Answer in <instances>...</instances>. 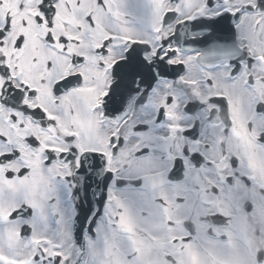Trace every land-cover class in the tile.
Returning a JSON list of instances; mask_svg holds the SVG:
<instances>
[{
	"label": "flooded vegetation",
	"instance_id": "flooded-vegetation-1",
	"mask_svg": "<svg viewBox=\"0 0 264 264\" xmlns=\"http://www.w3.org/2000/svg\"><path fill=\"white\" fill-rule=\"evenodd\" d=\"M254 1L223 0L221 5L217 0L210 10L207 0H141L136 17L126 21L113 10L117 0H110L111 16L97 0H49L47 4L45 0H0V31H5L0 64L11 70L13 87L24 92L15 101L13 94L0 93V158L13 156L0 162V255L30 260L36 240L46 238L48 254L55 255L51 248L59 247L66 258L71 257V264H257L259 253L264 252V143L259 141L264 111H257L258 105H264V20L240 17L238 44L256 62H245L233 82L227 77L228 61L211 69L195 59L192 70L180 80L158 83L146 104L137 103L141 95L137 93L133 108L129 97L124 112L115 119L105 116L100 107L115 82L112 69L123 59V45L130 39L151 45L145 57L151 60L159 41L171 35L170 29L163 28L165 13H177L179 24L253 7ZM49 34L52 41L46 39ZM108 40L105 55L98 50ZM188 56L181 54L173 61ZM75 74L82 79L57 93L56 84ZM208 74L212 87L204 83ZM4 84L0 75V89ZM22 85L36 94L29 95ZM218 94L227 98L226 106L208 103ZM168 95L175 96L176 103L166 106L163 119H156ZM196 100L203 103L188 115L185 104ZM25 106L39 108L45 115L25 112ZM193 123L198 138L181 134L176 127ZM117 132L126 143L114 156L109 139ZM29 138L38 144L31 145ZM145 144L150 152L133 154ZM71 147L81 154L107 156L109 167L117 173L113 195L130 217L126 228L102 221L97 235L85 234L79 245L75 196H70L79 157L68 158ZM47 150L56 157L49 165L45 164ZM62 153L67 155L61 158ZM193 154L202 159H194ZM130 167L136 169L131 175ZM25 168L28 171L21 176ZM125 188L138 193L135 203L125 198ZM24 204L31 206L32 214L10 218ZM114 208L113 201L109 212ZM221 212L226 215H213ZM22 225L32 228L30 239L20 238Z\"/></svg>",
	"mask_w": 264,
	"mask_h": 264
},
{
	"label": "snow or ice",
	"instance_id": "snow-or-ice-1",
	"mask_svg": "<svg viewBox=\"0 0 264 264\" xmlns=\"http://www.w3.org/2000/svg\"><path fill=\"white\" fill-rule=\"evenodd\" d=\"M49 0H45L47 4ZM171 2V0H169ZM220 4L223 5V0H219ZM120 3H123L124 8L120 9ZM217 0H207L208 9L212 10L215 8ZM97 4L100 8L106 10V15L111 16V12L107 11L113 8L110 0H97ZM141 5V0H117L113 10L117 11L118 14L122 15L124 20H129V18H135L138 14V10ZM258 6L264 10V0H258ZM246 9L251 10L252 6L247 5ZM41 10L46 12L44 6H41ZM244 9H238L233 11H220L219 15L215 17H199L195 21H183L182 23H192L193 27L196 28H207L208 32L203 34L198 40L201 49L212 48L216 43L220 44H230L235 40V23L234 21L239 17L240 13ZM178 15L173 13L171 10L165 13L163 22L166 24L168 21L175 18ZM5 36V31H0V46L3 44V37ZM196 39L195 36L190 37ZM46 39L52 41L53 37L49 34ZM22 38L17 41V47L20 46ZM66 38L61 37V43L66 44ZM111 40L105 41L104 46L99 49L103 54L106 53L108 44ZM159 47L157 48L155 55L151 60L146 59V55L151 53L152 46L148 44H142L140 41H132L131 39L128 43L123 45L126 49L123 51V59L117 61L113 66L112 74L115 77V82L111 85L110 89L103 98V104L100 106L104 109V115L115 119L120 116L125 109V103L129 97H134L135 94L141 93L137 103L146 104L147 94L152 92L157 84V82L162 79H169L172 81L180 80L183 74L187 71L190 72L194 67L192 61L197 59L202 55L200 50L192 49L190 46L183 48V41L177 35L173 33L171 37L165 36L159 41ZM182 48L187 52H194L195 55L188 56L186 59H181L178 63H171L179 55H181ZM210 56H215L216 53L210 52ZM4 57L0 54V60ZM77 61L82 60L81 57L75 58ZM247 62L249 65L256 62L255 58L248 55L244 48L240 49V55L231 59L227 62V77L239 74L243 68L244 64ZM50 64V62H49ZM0 75L5 78V84L0 93H10L11 100L15 101L18 97H23L24 92L19 89H15L11 82V70L3 64H0ZM82 79L80 74L70 75L65 77L63 80L58 82L55 86L56 92L59 93L62 88H69L72 86L73 82H78ZM212 80L211 74H208L204 83L206 87H212L208 83ZM195 83L196 81H191ZM25 91H29L26 86ZM36 93L34 90L29 91V95L34 96ZM9 100L6 98L5 103ZM176 103V97L173 95H168L165 98L164 104L160 105L157 112L156 119H163L166 115V106H171ZM203 102L200 100L189 101L185 104V108L188 109V115H192L193 110H198L199 105ZM208 103H215L218 106L227 105V98L223 94H218L215 97H209ZM25 112L31 111L34 115H39L43 117L45 113L39 109H28L27 106L24 108ZM257 111H264V105H258ZM15 119V118H13ZM147 127V122L143 125ZM178 131L181 134L187 136H193L196 133V124L191 125H176ZM135 129L141 128V125H135ZM68 141L74 139V137H68ZM259 141L264 143V133L259 136ZM28 142L31 145L38 144V141L34 138H29ZM126 143V137L121 136L118 132L116 135L109 139V146L115 156ZM150 152L149 145L145 144L143 147H137L135 153H144L145 151ZM71 155L68 156L69 159H74L79 157L76 161L78 166L74 173V178L72 179V191L71 195L75 196V203L73 207L76 209V221L77 227L75 229V239L79 245L85 234L89 236L97 235V229L99 224L103 221L107 225L111 226L116 224L119 227L126 228L128 225V220L130 217L124 214V204L121 200L117 199L113 195V186L117 184V173L112 171L109 167V162L107 156L103 152H93L81 154L75 147L69 149ZM18 154V153H17ZM65 153L61 154L63 158ZM45 164H51L55 159V153L52 150H47L46 152ZM13 158L12 155H5L0 158V162L8 161ZM193 158L196 160L202 159L200 154H193ZM180 160H176V166L178 167ZM232 164L236 165L237 161L232 160ZM28 169H23L20 175L23 176ZM136 169L129 168V175ZM8 177H12L13 173L8 172L6 174ZM136 179H140L139 176ZM251 182V177H248V181ZM125 198L131 202L135 203L138 193L136 191H129L125 188ZM219 191V189H217ZM51 199V197H49ZM115 202V208L109 212V206L111 203ZM33 212L31 206L24 204L12 213H10V218L15 219L17 217H27ZM213 215L225 216L226 213H213ZM32 235V228L29 225H22L19 236L21 239H30ZM181 241H186L187 237H181ZM36 251L31 256L30 260H18L8 255H0V264H71V257H65L59 247H52L51 251L56 253L55 255L48 254L49 244L46 238H38L36 240ZM79 264V262H78ZM257 264H264V252L259 253L257 257Z\"/></svg>",
	"mask_w": 264,
	"mask_h": 264
},
{
	"label": "rangeland",
	"instance_id": "rangeland-1",
	"mask_svg": "<svg viewBox=\"0 0 264 264\" xmlns=\"http://www.w3.org/2000/svg\"><path fill=\"white\" fill-rule=\"evenodd\" d=\"M148 3H150V2H148ZM143 28H145V27L143 26ZM149 29H151V28H148V30H149Z\"/></svg>",
	"mask_w": 264,
	"mask_h": 264
}]
</instances>
